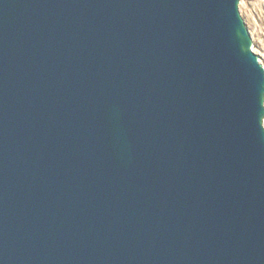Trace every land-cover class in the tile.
Returning <instances> with one entry per match:
<instances>
[{"label":"water","instance_id":"water-1","mask_svg":"<svg viewBox=\"0 0 264 264\" xmlns=\"http://www.w3.org/2000/svg\"><path fill=\"white\" fill-rule=\"evenodd\" d=\"M239 4L0 0V264H264Z\"/></svg>","mask_w":264,"mask_h":264},{"label":"rangeland","instance_id":"rangeland-1","mask_svg":"<svg viewBox=\"0 0 264 264\" xmlns=\"http://www.w3.org/2000/svg\"><path fill=\"white\" fill-rule=\"evenodd\" d=\"M240 14L244 17L253 41V50L264 66V0H239Z\"/></svg>","mask_w":264,"mask_h":264},{"label":"bare ground","instance_id":"bare-ground-1","mask_svg":"<svg viewBox=\"0 0 264 264\" xmlns=\"http://www.w3.org/2000/svg\"><path fill=\"white\" fill-rule=\"evenodd\" d=\"M253 48V47H252ZM261 62V61H260ZM262 63V62H261ZM263 66V65H262Z\"/></svg>","mask_w":264,"mask_h":264}]
</instances>
